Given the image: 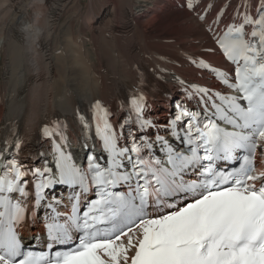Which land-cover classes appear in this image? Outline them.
I'll return each instance as SVG.
<instances>
[{"label": "snow or ice", "instance_id": "obj_1", "mask_svg": "<svg viewBox=\"0 0 264 264\" xmlns=\"http://www.w3.org/2000/svg\"><path fill=\"white\" fill-rule=\"evenodd\" d=\"M216 43L235 64L232 77L217 72L232 94L213 97L197 88L207 107L193 112L178 105L169 138L121 146L97 100L95 132L106 164L89 156L78 166L59 144L56 173L47 165L26 168L5 155L7 147L0 153V264H264V167L257 160L264 148V0L255 17L245 13ZM143 101V95L131 100L141 128L152 123L142 118ZM58 129L45 125L43 132ZM55 184L72 190L70 213L49 204L47 239L29 248L19 231L27 202L39 204ZM89 192L96 198L84 202L81 215V195Z\"/></svg>", "mask_w": 264, "mask_h": 264}, {"label": "bare ground", "instance_id": "obj_2", "mask_svg": "<svg viewBox=\"0 0 264 264\" xmlns=\"http://www.w3.org/2000/svg\"><path fill=\"white\" fill-rule=\"evenodd\" d=\"M162 1L0 0V147L15 131L28 156L44 124L146 88L176 93L197 79L190 60L222 62L203 25Z\"/></svg>", "mask_w": 264, "mask_h": 264}, {"label": "rangeland", "instance_id": "obj_3", "mask_svg": "<svg viewBox=\"0 0 264 264\" xmlns=\"http://www.w3.org/2000/svg\"><path fill=\"white\" fill-rule=\"evenodd\" d=\"M84 1H86V0H84ZM172 13V12H171ZM176 13V12H175ZM160 17H166V16H162V15H160ZM160 25L162 24V23H167V21L166 20H164V21H159L158 22ZM179 23H176V24H173V25H178ZM153 27V28H152ZM149 29H154L155 28V24H151L149 27H148ZM0 76H1V63H0Z\"/></svg>", "mask_w": 264, "mask_h": 264}]
</instances>
